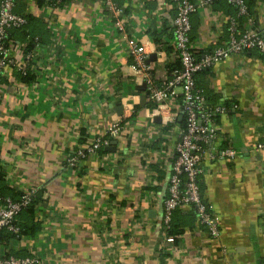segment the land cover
I'll return each mask as SVG.
<instances>
[{
  "label": "crops",
  "instance_id": "crops-1",
  "mask_svg": "<svg viewBox=\"0 0 264 264\" xmlns=\"http://www.w3.org/2000/svg\"><path fill=\"white\" fill-rule=\"evenodd\" d=\"M115 1L120 16L101 0H65L59 9L17 2L15 11L32 17L29 30L41 46L28 80L5 69L0 171L12 194L38 189L41 229L21 239L2 232L0 251L34 256L35 264H264V149L256 148L264 141V57L255 51L234 55L198 76L209 102L227 108L215 119L218 136L205 153L216 146L236 155L203 162L201 193L218 216L219 237L211 238L186 207L173 212L181 232L170 235L163 202L184 118L173 99L168 113L154 111L116 21L124 19L128 38L144 47L161 86L166 65L177 58L162 43L170 32L165 20L175 12L170 0ZM249 2L242 28L264 36V0ZM227 16L224 7L207 5L191 15L195 54L226 42ZM14 39L24 42L19 34ZM161 49L162 63L156 58ZM171 113L173 122L166 119ZM116 120L122 130L111 140L112 150L68 165L79 146Z\"/></svg>",
  "mask_w": 264,
  "mask_h": 264
},
{
  "label": "built area",
  "instance_id": "built-area-1",
  "mask_svg": "<svg viewBox=\"0 0 264 264\" xmlns=\"http://www.w3.org/2000/svg\"><path fill=\"white\" fill-rule=\"evenodd\" d=\"M19 0H0V85L5 69L11 67L14 72L25 74L27 69L33 68L37 58L40 38L35 36L34 47L28 49V40L14 43L9 40V32L24 27L28 20L25 14L15 11ZM174 10L168 16L165 25L172 34V47L179 60L181 68L168 73V78L161 86H157L152 77V68L147 60L144 47L137 40L129 39L125 32L124 19L116 21L117 30L122 38L127 40L130 55L134 59V66L140 70L149 89V97L153 102V109L158 114L170 111L168 100H177L178 110L184 118V126L179 132V138L173 146V162L168 179V197L164 199L162 223L164 228L170 226L173 212L178 207H195L199 223L207 230L211 238H218L220 226L218 216L204 201L200 192L198 178L203 173L205 159H232L236 150L232 148H218L210 146L211 150L205 153V148L217 138L218 130L216 117L227 111L226 106L209 102L205 88L197 86L195 74L203 69L212 68L221 61L234 55L243 54L250 50H257L264 56V36L252 27L239 28L237 17L248 18V6L245 0H226L236 9V17L227 16L228 38L221 46L210 49L201 56H195L190 38L191 15L203 5L212 6L217 0H170ZM104 8L120 16L122 9L115 0H101ZM44 3L59 9L62 0H45ZM157 62H164V50L156 52ZM172 114V113H171ZM175 114L167 116L173 122ZM122 130L121 121H113L105 134L96 136L91 142L79 146L75 153L68 158V165L75 166L82 159L95 155L102 148L109 147L111 140L118 137ZM264 149V141L256 145ZM38 189L31 187L21 192L17 199L0 194V234L9 232L14 235L20 233L17 217L36 198ZM9 252L0 251V264H35L34 256L16 257Z\"/></svg>",
  "mask_w": 264,
  "mask_h": 264
},
{
  "label": "trees",
  "instance_id": "trees-1",
  "mask_svg": "<svg viewBox=\"0 0 264 264\" xmlns=\"http://www.w3.org/2000/svg\"><path fill=\"white\" fill-rule=\"evenodd\" d=\"M44 1L45 0H37L38 6H40L41 3H43ZM62 1L64 2L65 0H62ZM245 1H246L247 6H248V12H249V3L250 2H249V0H245ZM218 5L224 7L226 10L230 11V16L236 17V14H237L236 13V9L233 8L226 0H217V1H215V2L212 3V6H214V7L218 8V9L222 8V7H219ZM31 18L32 17L27 14V20H28V22L31 21ZM237 20H238V23H239V28L240 29H244V28H242V24H243L244 20H246V18H244V17H237ZM28 22L22 28L11 30L9 32L8 39L9 40H12V39H14V35L19 34V35H21L23 37V40L24 41L28 40V49H32L34 47V42H35L34 37L36 35L30 33L31 32L30 31L31 29H30V27L28 25ZM195 29H196V27H193V25L191 24V31H190L191 41H192V35L195 32ZM162 31L164 33L165 31H167V29L166 28H163ZM155 36H154V40L157 41L158 40L157 39V36L156 37ZM166 40H167V42H162L164 44V47L167 50L172 49V46H170V43H169L172 40L171 31L168 32L167 37H166ZM191 51L193 52V54L195 56H201L203 53L209 52L210 49H206V50H204L203 52H201L199 54H195L194 51H193V49ZM251 51H255L258 54H260L257 50H250V51H247V52H251ZM260 55L262 57H264L262 54H260ZM180 68H181V65H180V62H179L178 59H176L172 64H167L166 65V70L168 71V73H170V72H172L174 70L180 69ZM207 71H208V69H203V70H200L199 72H197L195 74V81H196L197 86L202 87V85L197 82V78H198L199 75H201V74H203V73H205ZM18 74L21 75L24 80H28L27 77L30 74V69H27V71H26L25 74H21L20 72H18ZM205 93H206V91H205ZM206 96H207V94H206ZM101 150L104 151V148H102ZM2 177H3V174L0 171V194L2 196H4V197L9 196L12 199H17L21 195V192L20 193L12 194L14 192H12L11 189L8 188V186L3 183V178ZM200 178H201V176L198 178V182H199V185H200V192H201V182H200ZM10 194H12V196H10ZM201 196L203 198L202 193H201ZM40 200H41V198L37 194L36 198L32 201V203L27 208H25L23 211H21L20 214L18 215L17 220H16L18 226L20 227V233L18 235H14V234L9 233V234L3 235L2 237L5 236V238H7V239H9V238L10 239H19V238L21 239L23 237H26V236H29V235H33V234H35V232L40 231V229H41V223L36 219V215H35V211H36L35 208H36L37 204L40 202ZM178 208H179V211H180L181 210V207H178ZM189 212L191 214H193L197 218V215H196V212H195V207L193 205L189 208ZM21 216H22L21 220L22 221L24 220V221L20 223L19 220H20V217ZM166 231H167L168 234L174 235V236L179 235L180 232H181L178 228H176V225H174V223L172 221V218H171V221H170V226H169V228L166 229ZM174 239H176V238H174Z\"/></svg>",
  "mask_w": 264,
  "mask_h": 264
},
{
  "label": "water",
  "instance_id": "water-1",
  "mask_svg": "<svg viewBox=\"0 0 264 264\" xmlns=\"http://www.w3.org/2000/svg\"><path fill=\"white\" fill-rule=\"evenodd\" d=\"M151 59L152 60H154L155 59V55L154 56H151ZM158 120V119H157ZM105 150H112L113 148H112V143H111V145L109 146V147H106V148H104Z\"/></svg>",
  "mask_w": 264,
  "mask_h": 264
}]
</instances>
